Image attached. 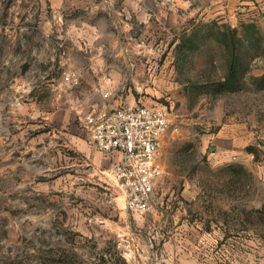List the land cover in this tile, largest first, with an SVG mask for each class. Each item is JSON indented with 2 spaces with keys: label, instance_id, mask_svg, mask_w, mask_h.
<instances>
[{
  "label": "rangeland",
  "instance_id": "rangeland-1",
  "mask_svg": "<svg viewBox=\"0 0 264 264\" xmlns=\"http://www.w3.org/2000/svg\"><path fill=\"white\" fill-rule=\"evenodd\" d=\"M250 23L244 0H0V264H264V25L239 89L197 88L224 71L211 35ZM107 77L169 113L143 213L82 127Z\"/></svg>",
  "mask_w": 264,
  "mask_h": 264
},
{
  "label": "built area",
  "instance_id": "built-area-1",
  "mask_svg": "<svg viewBox=\"0 0 264 264\" xmlns=\"http://www.w3.org/2000/svg\"><path fill=\"white\" fill-rule=\"evenodd\" d=\"M68 85L79 76L71 70L62 74ZM100 103L87 107L82 117L89 143L112 159L110 176L125 207L135 213L148 211L162 179L159 157L169 128L166 107L153 104H112L110 78L96 86Z\"/></svg>",
  "mask_w": 264,
  "mask_h": 264
},
{
  "label": "trees",
  "instance_id": "trees-1",
  "mask_svg": "<svg viewBox=\"0 0 264 264\" xmlns=\"http://www.w3.org/2000/svg\"><path fill=\"white\" fill-rule=\"evenodd\" d=\"M243 29L245 32H238L237 28H230L227 25H223L222 30L219 29L211 35L212 41L214 43H220L222 46L223 53L221 56L223 57L224 71L220 80L197 86L198 89H207L215 94L233 92L239 89L240 78L248 72V66L244 63L242 56L239 54V49L244 40L242 38L246 36L245 38L248 39V43L255 45V42H252L251 39L249 40V35L247 36L246 30H250L254 34L258 32V28L253 23L242 25V30ZM195 38V36L191 35L190 38H183L182 41L176 45L181 54L177 58L178 61H186L190 52L199 49L200 44ZM211 47V44L207 45L208 49ZM255 80L260 85H264V73Z\"/></svg>",
  "mask_w": 264,
  "mask_h": 264
},
{
  "label": "crops",
  "instance_id": "crops-1",
  "mask_svg": "<svg viewBox=\"0 0 264 264\" xmlns=\"http://www.w3.org/2000/svg\"><path fill=\"white\" fill-rule=\"evenodd\" d=\"M244 21H250L258 25H264V0H244ZM116 83L112 81L111 89H112V96L110 98V102L112 104H117L120 102L129 103L125 98L121 96H113V89H115ZM101 98H98V101L95 103L89 102L86 104V109L88 106L96 103H100ZM86 111V110H85Z\"/></svg>",
  "mask_w": 264,
  "mask_h": 264
}]
</instances>
